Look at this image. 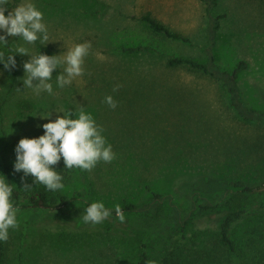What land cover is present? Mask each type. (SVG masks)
I'll list each match as a JSON object with an SVG mask.
<instances>
[{
    "label": "rangeland",
    "instance_id": "374dc122",
    "mask_svg": "<svg viewBox=\"0 0 264 264\" xmlns=\"http://www.w3.org/2000/svg\"><path fill=\"white\" fill-rule=\"evenodd\" d=\"M209 1L215 2L210 11ZM20 2L8 0L7 12ZM33 2L43 12L46 46L6 36L0 52L20 45L30 54L62 56L79 43L90 47L83 75L64 88L52 79L54 95L24 90L22 66L29 56L15 54V69L0 64V175L7 180L2 151L9 144L11 180L22 195L18 225L3 241V264H264V212L257 206L264 203V122L240 118L222 80L167 64L180 56L205 63L210 49L221 70L244 60L248 66L237 78L241 99L264 111V0ZM146 13L183 39L151 30L142 20ZM220 15L210 48L209 19ZM108 95L115 108L104 103ZM71 106L75 114L83 108L92 115L115 157L90 171L65 169L61 159L53 167L64 188L53 194L66 196L68 204L32 208L25 184L33 180L14 171L15 146L42 135L41 125ZM218 179L246 180L254 190ZM147 187L164 196L161 206L154 209ZM94 201L112 209L95 225L82 219ZM128 203L149 208L122 211L121 222L114 205ZM235 209L245 217L234 225L232 253L219 243L218 232L223 216Z\"/></svg>",
    "mask_w": 264,
    "mask_h": 264
},
{
    "label": "clouds",
    "instance_id": "9594fccd",
    "mask_svg": "<svg viewBox=\"0 0 264 264\" xmlns=\"http://www.w3.org/2000/svg\"><path fill=\"white\" fill-rule=\"evenodd\" d=\"M8 7V0H0V47L7 43L6 36L19 37L18 40L27 45H33L39 40L46 46L49 41L48 29L43 21V12L36 7L33 0H21L6 15ZM89 47L87 43H79L69 48L62 56H50L42 52L30 54V49L17 45L7 55L0 52V64L6 70L15 69V54L29 56L22 66L24 75L21 79L24 90H32L36 95H54L53 73H56V88L70 85L75 78L83 75L82 65ZM61 68L62 71H57ZM104 103L111 108L116 107L111 95L104 97ZM57 113L63 115H57L55 120L48 119V122L41 125L42 135L34 138L24 137L18 141L14 149L13 164L15 172L31 176L33 184L43 185L46 190L53 192L64 188L63 177L53 167L61 159L65 169L90 171L98 162H111L115 157L111 145L102 135L103 129L96 124L89 112L80 108L75 114L76 118H71V111ZM40 116L47 119L51 113ZM12 195L13 185L0 175V241H6L9 228L18 225L16 216L19 206L14 204ZM114 211L116 218L123 222L125 217L118 204L114 205ZM111 212L112 209L106 208L102 201H94L83 209L82 219L85 223L95 225L109 217Z\"/></svg>",
    "mask_w": 264,
    "mask_h": 264
},
{
    "label": "trees",
    "instance_id": "16d2710c",
    "mask_svg": "<svg viewBox=\"0 0 264 264\" xmlns=\"http://www.w3.org/2000/svg\"><path fill=\"white\" fill-rule=\"evenodd\" d=\"M214 1H209L208 4V10L214 6ZM7 9L5 14L7 15ZM223 17V15L220 16H210L209 24L207 28V34L208 38L210 40V48L214 46L215 43V33L217 29L220 26V19ZM142 20L148 25V27L153 30L154 32L158 34H162L167 38L171 39H183L181 34L176 33L172 30H170L165 24L158 21L156 18L152 17L150 13H146L143 15ZM140 51L142 50V47L137 48H130V52L134 51ZM43 54H47L45 51H42ZM48 55V54H47ZM209 60L207 62H199L197 60L188 58V57H174L170 58L167 62V64L171 67L178 66V65H184L188 67L191 70H198L205 74H208L214 78L220 79L223 81L226 90L229 94L230 99V105L235 110L237 115L242 118L243 120L249 122V123H257L259 121L264 122V111L258 110L252 107L247 106L244 101L241 99L240 89L237 84V78L238 75L244 71L247 68V62L244 60H241L232 70H221L219 66L215 62V57L210 49L209 51ZM57 71H60L59 69ZM56 77V73H53L52 79ZM70 111L73 113V116L71 118L75 117V111L74 106L70 107ZM10 145L6 144L2 151V167L4 174L7 177V182L13 185L11 180V165L8 160V158L5 156V154L9 151ZM217 183L225 184L228 186H232L235 189H241L245 192H250L251 190H254V187L251 186V184L242 179L237 180H216ZM27 185V184H25ZM31 187L28 188V191L30 192L29 196V204L32 208H50L52 206H59V205H66L68 204V199L66 196H60L55 197L53 194V191L46 190L43 185L40 184H30ZM147 189L152 193V200L155 202L156 207H159L162 205V202L164 200V196L152 191L150 187H147ZM21 192L15 188L13 185V195L12 200L15 205L19 206L20 200H21ZM258 209L260 212H264V203H259ZM205 207L209 208L210 204L206 203ZM149 208V207H148ZM147 209H142L139 206H137L135 203H128L121 207L122 211H128V212H147ZM175 212H173L174 216ZM245 212L243 210H231L228 211L223 218L220 221L219 224V232H218V241L219 243L227 249L229 252L233 253V250H236L235 241H234V225L238 223L240 220H242L245 216ZM177 224H181L179 217L175 214ZM4 243L3 241H0V264L4 263ZM144 258L146 257V254H143Z\"/></svg>",
    "mask_w": 264,
    "mask_h": 264
}]
</instances>
